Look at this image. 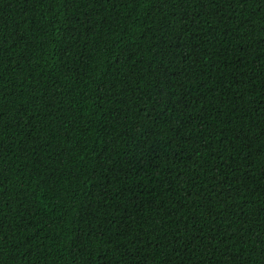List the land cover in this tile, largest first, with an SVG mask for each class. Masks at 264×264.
Returning a JSON list of instances; mask_svg holds the SVG:
<instances>
[{"label": "trees", "instance_id": "trees-1", "mask_svg": "<svg viewBox=\"0 0 264 264\" xmlns=\"http://www.w3.org/2000/svg\"><path fill=\"white\" fill-rule=\"evenodd\" d=\"M0 264H264V0H0Z\"/></svg>", "mask_w": 264, "mask_h": 264}]
</instances>
